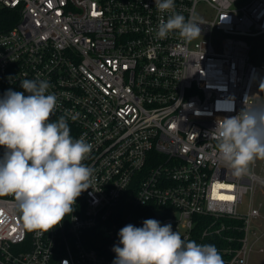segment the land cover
Wrapping results in <instances>:
<instances>
[{"label":"built area","instance_id":"obj_1","mask_svg":"<svg viewBox=\"0 0 264 264\" xmlns=\"http://www.w3.org/2000/svg\"><path fill=\"white\" fill-rule=\"evenodd\" d=\"M174 2L200 37L156 38L169 13L154 0H0V97L23 91L25 79L47 80L57 96L51 122L64 116L72 138L93 145L83 161L91 187L47 233L24 225L14 194L0 195V264H113L129 224L117 217L124 202L149 208L185 241L215 245L224 264L250 263L263 215L239 208L264 180L235 176L212 131L264 108V64L252 63L248 40L264 37V0Z\"/></svg>","mask_w":264,"mask_h":264},{"label":"clouds","instance_id":"obj_2","mask_svg":"<svg viewBox=\"0 0 264 264\" xmlns=\"http://www.w3.org/2000/svg\"><path fill=\"white\" fill-rule=\"evenodd\" d=\"M160 13L156 38L178 31L191 41L201 36L199 23L175 11L174 0H154ZM23 91L7 90L0 97V195L14 194L24 225L47 233L74 211L77 198L91 187L93 169L85 161L93 145L74 140L64 116L51 122L57 96L47 80L25 79ZM27 93V95H25ZM221 159L235 176L247 174L264 160V108L243 109L224 118L212 131ZM113 247V264H224L213 244L185 241L171 224L146 219L142 227L127 224ZM67 264V262H65Z\"/></svg>","mask_w":264,"mask_h":264},{"label":"rangeland","instance_id":"obj_3","mask_svg":"<svg viewBox=\"0 0 264 264\" xmlns=\"http://www.w3.org/2000/svg\"><path fill=\"white\" fill-rule=\"evenodd\" d=\"M242 4L243 3H240V5ZM197 14L207 19H210L213 16V12L210 11L208 8H198ZM220 39V37L214 39L217 47H219V43L221 41ZM248 40L251 46L250 57L252 63L256 65L264 64V37H254L249 38ZM249 171L256 173L257 175H259L260 178L264 180V160H255L249 166ZM252 205L258 207L261 210V213L263 215L262 229L264 232V185L262 183H256L255 192L252 196L250 194L245 195L243 204L240 206L239 210L240 212L247 213ZM260 248L264 249V238L255 247V251L251 256L249 264H264V251L260 252Z\"/></svg>","mask_w":264,"mask_h":264},{"label":"trees","instance_id":"obj_4","mask_svg":"<svg viewBox=\"0 0 264 264\" xmlns=\"http://www.w3.org/2000/svg\"><path fill=\"white\" fill-rule=\"evenodd\" d=\"M11 25V24H10ZM9 26V25H8ZM151 211L149 208H136L134 209L132 205L127 202L121 204L117 211V217L120 222L128 221L129 224H143V221L149 219Z\"/></svg>","mask_w":264,"mask_h":264}]
</instances>
